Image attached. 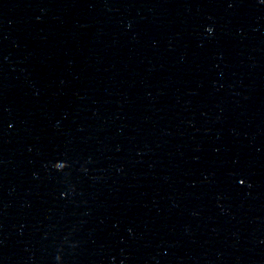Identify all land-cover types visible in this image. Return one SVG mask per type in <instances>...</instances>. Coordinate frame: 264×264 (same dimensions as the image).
<instances>
[{
  "label": "water",
  "instance_id": "water-1",
  "mask_svg": "<svg viewBox=\"0 0 264 264\" xmlns=\"http://www.w3.org/2000/svg\"><path fill=\"white\" fill-rule=\"evenodd\" d=\"M0 264H264V62L222 0H0Z\"/></svg>",
  "mask_w": 264,
  "mask_h": 264
},
{
  "label": "snow or ice",
  "instance_id": "snow-or-ice-1",
  "mask_svg": "<svg viewBox=\"0 0 264 264\" xmlns=\"http://www.w3.org/2000/svg\"><path fill=\"white\" fill-rule=\"evenodd\" d=\"M58 167L63 169L65 167V164L62 162L58 165ZM240 183H243V181L241 180Z\"/></svg>",
  "mask_w": 264,
  "mask_h": 264
},
{
  "label": "clouds",
  "instance_id": "clouds-1",
  "mask_svg": "<svg viewBox=\"0 0 264 264\" xmlns=\"http://www.w3.org/2000/svg\"><path fill=\"white\" fill-rule=\"evenodd\" d=\"M209 31H211V29H208Z\"/></svg>",
  "mask_w": 264,
  "mask_h": 264
}]
</instances>
